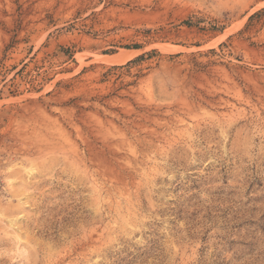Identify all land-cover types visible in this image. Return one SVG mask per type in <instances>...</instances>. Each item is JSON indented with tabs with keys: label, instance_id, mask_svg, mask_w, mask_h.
I'll return each instance as SVG.
<instances>
[{
	"label": "rangeland",
	"instance_id": "obj_1",
	"mask_svg": "<svg viewBox=\"0 0 264 264\" xmlns=\"http://www.w3.org/2000/svg\"><path fill=\"white\" fill-rule=\"evenodd\" d=\"M0 264H264V0H0Z\"/></svg>",
	"mask_w": 264,
	"mask_h": 264
},
{
	"label": "trees",
	"instance_id": "obj_2",
	"mask_svg": "<svg viewBox=\"0 0 264 264\" xmlns=\"http://www.w3.org/2000/svg\"><path fill=\"white\" fill-rule=\"evenodd\" d=\"M136 48H138V47H136ZM155 51H152V53H154ZM144 56L143 55H141V56H139V57H137L135 60H141L142 58H143Z\"/></svg>",
	"mask_w": 264,
	"mask_h": 264
}]
</instances>
